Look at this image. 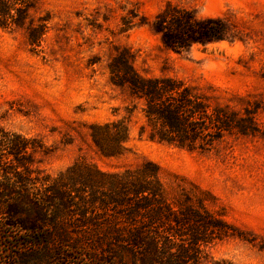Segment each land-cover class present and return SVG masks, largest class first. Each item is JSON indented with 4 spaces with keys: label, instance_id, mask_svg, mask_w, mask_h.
I'll return each mask as SVG.
<instances>
[{
    "label": "trees",
    "instance_id": "16d2710c",
    "mask_svg": "<svg viewBox=\"0 0 264 264\" xmlns=\"http://www.w3.org/2000/svg\"><path fill=\"white\" fill-rule=\"evenodd\" d=\"M32 8L31 0H0V27L25 29L35 48L49 18L36 20ZM137 17L134 12L122 16L121 29L149 24L177 53L240 39L227 17L200 16L172 2L151 21ZM133 59L130 50L117 48L107 65L109 81L131 101V109L140 108L145 118L140 133L151 140L206 153L227 134L258 131L250 114L240 117L207 89L172 76H144ZM74 131L63 143L79 141L80 149L86 145L102 159L120 158L130 149L122 119L86 123ZM54 149L0 122V255L5 263L230 264L211 256L209 248L241 237L240 232L202 194L182 188L170 197L156 163L110 170L82 155L53 175L40 167L37 154Z\"/></svg>",
    "mask_w": 264,
    "mask_h": 264
},
{
    "label": "rangeland",
    "instance_id": "374dc122",
    "mask_svg": "<svg viewBox=\"0 0 264 264\" xmlns=\"http://www.w3.org/2000/svg\"><path fill=\"white\" fill-rule=\"evenodd\" d=\"M31 1L36 20L49 18L48 31L33 48L25 29L0 27V122L55 147L37 154L40 167L53 175L82 155L110 170L156 163L170 197L182 188L202 194L240 232L211 246V256L230 264H264V0ZM167 2L200 16L227 17L240 39L177 53L149 24L121 29L122 16L134 12L151 21ZM117 48L132 52L140 74L172 76L207 89L240 117L250 114L258 131L227 134L206 153L151 140L140 133V108L131 109L109 81L107 65ZM115 119L129 129L130 149L120 158L102 159L86 145L80 149L79 141H62L76 134L75 127ZM0 262L7 264L4 254Z\"/></svg>",
    "mask_w": 264,
    "mask_h": 264
}]
</instances>
